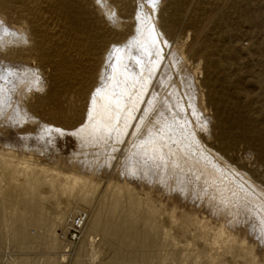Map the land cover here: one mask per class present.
<instances>
[{"label": "rangeland", "instance_id": "obj_1", "mask_svg": "<svg viewBox=\"0 0 264 264\" xmlns=\"http://www.w3.org/2000/svg\"><path fill=\"white\" fill-rule=\"evenodd\" d=\"M120 1L134 16L142 13L144 0H111L108 4ZM94 2L0 0V22L10 26L9 31L0 33V43L5 34H14L12 37L16 38L22 33L24 39L17 44L13 41L0 45L1 69L12 68L19 74V81L11 75L7 80L0 76V156L9 154L18 164L3 166L0 161V198L5 200L0 207V212L2 208L5 210L0 213V264H107L111 253L108 240L112 236L100 232L93 224L98 215L110 212L115 199L120 207L126 205L125 190H116L117 184L131 187L139 199L136 235L153 238L154 243H150L151 251L146 256L129 257L120 251L116 264H263L264 0L159 1L160 9L153 20L160 29L163 54L169 49L178 54L181 69L172 70L176 80V72L182 69L193 75L189 91L194 88L197 91L205 118L193 116L185 91L181 90L175 100L185 101L182 122L176 121L166 128L155 121L153 114L147 115L138 132L129 129L123 136L126 139L111 143L118 145L109 152L115 159L112 157L110 167L102 166L99 172L97 165L108 152L100 153L98 143L88 137L82 140L88 146L82 151L75 134L86 123L88 97L99 80L97 68L101 56L110 41L116 36L122 38L129 26L125 25L127 18L121 20L120 27L110 24L107 18L104 20L103 10ZM138 112L136 118L143 113ZM185 120L192 122V127ZM200 125L202 128H198ZM148 131L162 132L159 135L166 138L161 140L166 154L156 158L158 161L153 159L154 163L149 157L139 162H146L142 169L141 165L135 166L139 172L146 166L160 171L158 174L152 171L154 178L144 174L139 179L134 172H127L128 151L139 147L141 136ZM179 144L186 146L188 155H174L172 151ZM169 147L172 150H166ZM73 160L78 161L74 166ZM160 161L166 166L163 169ZM47 167L51 168L49 172H43ZM73 169L82 176H90L95 187L84 188L82 193L80 185L66 184ZM150 181H156V185ZM151 205L155 211L151 222L146 223L144 219ZM186 213L194 219H180L179 215ZM11 219L16 221V227L20 226L19 232L16 227L7 229ZM200 221L209 222L211 227H219L221 223L231 237L223 239L220 249L212 250L213 237ZM21 230L26 234L22 243L14 240ZM241 242L253 249L255 260H247V249ZM228 245L232 246L231 251L226 249Z\"/></svg>", "mask_w": 264, "mask_h": 264}, {"label": "bare ground", "instance_id": "obj_2", "mask_svg": "<svg viewBox=\"0 0 264 264\" xmlns=\"http://www.w3.org/2000/svg\"><path fill=\"white\" fill-rule=\"evenodd\" d=\"M95 2H98V7L99 9L104 12V20L107 18L109 23L114 24L118 27H120L121 20L124 18H127V23L125 25L129 26V30L123 35L122 38L118 39H113L110 41V43L107 46V49L103 52L101 59H100V65L98 66V83L92 87L89 93V99H88V117L86 120V123L78 130L76 131V140L78 142V147L82 149V151L86 148V144L83 141L85 138H89L91 141H95L98 143V150L100 153H103L106 151L108 154L102 155L101 157V163L97 165V171L101 169L102 166H107L108 164H111L110 161L114 155L109 154L111 150H116L114 149L117 146H114L111 143L117 142L120 139L122 140V137L126 134L127 130L131 129L132 133L138 132L137 130L140 128L142 123L145 120V117L147 115L153 114V117L155 121L158 123L160 122L162 126L169 128V124L182 122V111H185V101H176V97L179 96L178 94L180 93L181 90L185 91V96L187 98V103L191 108V111L193 116L196 118H199L200 116L201 120H203L204 114H203V107L201 108L202 104L198 100V94L197 91L190 89L189 87L193 83V78L189 75L188 73L185 72L184 69H182L180 72H176L178 70V67L181 66V61L178 56V54L175 52L174 49H169L167 54H163L165 49L163 42L161 41L160 38V29L157 27V23L155 25V22L153 20V15L155 12H157L160 6V0H144L142 1V13H137L136 16H134L132 13H130V9H126V5L123 1H120L119 4L113 3L108 4L109 1L111 0H94ZM94 2V4H95ZM128 3V1H127ZM100 10L98 12H100ZM130 10V11H129ZM120 11V12H119ZM101 14V13H100ZM156 17V16H155ZM157 18V17H156ZM106 19V21H107ZM1 21V20H0ZM4 21V20H3ZM126 22V21H125ZM6 23V22H5ZM0 22V33L3 31L6 33L5 30H8L7 26L8 24H5ZM124 27V26H123ZM10 29V28H9ZM12 29V28H11ZM14 30V29H12ZM165 31V30H164ZM13 32V31H12ZM125 32V31H124ZM16 33V31H15ZM20 33V32H19ZM163 33V31H162ZM4 34V33H3ZM9 34V33H8ZM22 34V33H21ZM16 38H13L14 34L10 37L9 35L5 34L3 37V43L9 44V42L14 41L15 43L19 40H23V34L21 36ZM122 34V33H121ZM1 35V34H0ZM165 36V35H162ZM121 37V35H120ZM163 38V37H162ZM17 39V40H16ZM165 39V38H164ZM167 39V38H166ZM165 39V40H166ZM110 40V39H109ZM2 41V39H1ZM167 41V40H166ZM165 41V42H166ZM13 42V43H14ZM0 43V45H1ZM19 43V42H18ZM171 43V42H170ZM6 44V45H7ZM17 44V43H16ZM168 44V43H167ZM5 45V44H4ZM3 46V45H1ZM8 46V45H7ZM6 46V47H7ZM3 48V47H2ZM166 48V47H165ZM176 48V47H175ZM177 49V48H176ZM182 60V59H181ZM2 63V62H1ZM4 64V63H3ZM6 64V63H5ZM182 68H184L182 66ZM8 69V68H7ZM12 69V68H11ZM11 69L4 71L0 67V76L3 79H6L8 76H14L17 81H19V74L16 73V71H11ZM177 69L175 72L178 74L177 80L173 77L172 70ZM181 69V67H180ZM13 70V69H12ZM24 72V71H23ZM192 73V72H191ZM18 76H17V75ZM17 77V78H16ZM177 77V75H176ZM13 78V79H14ZM22 78V76H21ZM20 78V81H21ZM10 79V77H9ZM14 79V80H15ZM7 80V79H6ZM23 80V79H22ZM2 83V82H1ZM4 83V82H3ZM7 83V82H6ZM14 84V82H13ZM194 85V84H193ZM194 87V86H193ZM24 89V88H23ZM2 92V91H1ZM7 92V91H6ZM200 93V92H199ZM8 96V95H7ZM182 98V97H181ZM184 100V99H183ZM3 102L1 101V104ZM5 103V102H4ZM1 109V108H0ZM143 112L142 115L140 116L138 114L137 118L135 117V113ZM138 112V113H139ZM137 114V113H136ZM189 114V113H188ZM16 115V114H15ZM20 115V113H19ZM23 118V117H22ZM186 118V117H185ZM199 118V119H200ZM134 119V120H133ZM153 119V118H152ZM187 119V118H186ZM133 120V121H132ZM149 120V118H148ZM184 120V119H183ZM154 121V120H153ZM195 121V120H194ZM185 122H188L185 120ZM198 122V121H196ZM148 123V122H147ZM154 123V122H153ZM152 123V124H153ZM192 123V122H191ZM188 122V124H191ZM150 124V122H149ZM199 124V123H198ZM154 125V124H153ZM160 125V124H159ZM193 124H191L192 127ZM196 125V124H195ZM149 126V125H148ZM173 127V125H171ZM177 126V125H176ZM48 127V126H46ZM160 127V126H159ZM175 127V126H174ZM197 127V126H196ZM54 128V127H53ZM143 128V127H142ZM149 128V127H148ZM152 131L153 130V127ZM198 128H202L201 125ZM51 129V128H50ZM161 129V128H159ZM165 129V128H164ZM171 129V128H170ZM186 129V128H185ZM196 129V128H195ZM142 130V129H141ZM145 130V128L143 129ZM167 130V129H166ZM165 130V131H166ZM172 130V129H171ZM54 131V130H53ZM147 131V130H146ZM148 131L145 133L143 136H141L140 145L139 147L134 146L137 150L130 149L128 151V159H129V165H127V172H134V175L139 178H143L144 174H147L148 177H153L152 175V168L150 166H146L143 171L141 170L140 172L138 169L135 168V166L141 165H146L144 164H139L144 158L146 159L149 157V159L156 160V158H159V156L165 155L166 151L164 150V143L161 141V135L159 133L161 132H152ZM193 131V130H192ZM72 132V131H71ZM129 132V131H128ZM179 132V131H178ZM185 132V131H184ZM162 133V132H161ZM188 133V132H187ZM190 133V132H189ZM41 134V133H40ZM51 134V133H50ZM130 134V133H129ZM128 134V135H129ZM143 134V132H142ZM167 134V133H166ZM164 135V131H163ZM172 135V134H171ZM179 135V134H177ZM186 135V134H185ZM191 135V134H190ZM193 135V134H192ZM132 136H135L132 134ZM137 136V135H136ZM168 136V135H167ZM170 136V134H169ZM168 136V137H169ZM182 136V135H181ZM129 137V136H127ZM163 137V136H162ZM173 137V136H171ZM175 137V136H174ZM178 137V136H177ZM195 137V135H194ZM28 138V137H27ZM124 138V137H123ZM131 138V137H130ZM129 138V139H130ZM126 139V138H124ZM136 139V138H131ZM138 139V138H137ZM136 139V140H137ZM166 139V138H165ZM168 139V138H167ZM83 140V141H82ZM131 140L129 142H131ZM173 141V138L171 139ZM175 140V138H174ZM187 140V139H184ZM139 141V140H138ZM86 142V141H85ZM110 142V143H109ZM135 142V141H134ZM171 142V141H170ZM183 142V141H182ZM185 142V141H184ZM189 142V141H188ZM192 142V141H191ZM196 142V141H195ZM95 143V144H97ZM120 144V142H118ZM124 143V142H123ZM122 143V144H123ZM136 143V142H135ZM173 143V142H172ZM179 143V142H178ZM177 143V145H178ZM89 144V143H88ZM125 144V143H124ZM186 144V142H185ZM195 144V143H193ZM91 145V144H90ZM128 145V144H127ZM126 145V148H127ZM131 145V143H130ZM135 145V144H134ZM166 145V144H165ZM171 145V143H170ZM180 145V144H179ZM188 145V143H187ZM93 146V143H92ZM89 146V147H92ZM121 146V145H120ZM119 146V147H120ZM167 146V145H166ZM118 147V148H119ZM124 147V146H123ZM132 147V146H131ZM168 147V146H167ZM171 147V146H170ZM167 148L166 150L170 149ZM194 147V146H193ZM78 148L77 153H80V150ZM88 148V146H87ZM175 148V147H174ZM186 146H179L176 149H173L174 155L180 156V155H186L188 152L186 151ZM92 149V148H91ZM94 149V148H93ZM198 149V148H197ZM88 150V149H87ZM172 150V149H170ZM190 150V149H189ZM192 150V149H191ZM190 150V151H191ZM195 150V149H194ZM200 150V147L199 149ZM206 150V149H205ZM81 151V154H82ZM89 151V150H88ZM93 151V150H92ZM118 151V150H117ZM127 151V150H125ZM165 151V153H164ZM193 151V150H192ZM86 152V151H85ZM90 152V151H89ZM95 152V151H94ZM168 152V151H167ZM198 152V151H197ZM84 153V152H83ZM111 153V152H110ZM192 153V152H191ZM86 154V153H84ZM83 154V156H84ZM88 154V152H87ZM95 154V153H94ZM190 154V153H189ZM195 154V153H194ZM197 154V153H196ZM195 154V155H196ZM204 155V153H202ZM91 155V154H90ZM97 155V154H96ZM188 155V154H187ZM201 155V154H200ZM79 158V154H77ZM86 156V155H85ZM95 156V155H94ZM126 156V155H125ZM168 156V155H167ZM171 157V155H169ZM190 156V155H189ZM194 156V155H193ZM192 156V157H193ZM197 156V155H196ZM11 156L8 154H1L0 156V161L3 164V166H17L18 164H15L13 159L10 158ZM173 157V156H172ZM184 157V156H183ZM200 157V156H198ZM204 157V156H203ZM207 157V156H206ZM81 158V156H80ZM79 158V159H80ZM87 158H89L87 156ZM93 158V157H92ZM98 158V157H97ZM114 158V157H113ZM127 158V157H126ZM163 158V157H161ZM165 158V157H164ZM180 158V157H179ZM190 158V157H189ZM77 159V158H76ZM76 159H74L76 161ZM115 159V158H114ZM126 159V161L128 160ZM148 159V158H147ZM171 159V158H170ZM186 159V158H185ZM184 159V160H185ZM193 159V158H192ZM205 159V158H204ZM73 160V161H74ZM78 160V159H77ZM120 161V159H118ZM123 160V158H122ZM162 160V159H161ZM173 160V159H172ZM182 160V159H181ZM189 160V159H188ZM74 161V162H75ZM92 161V160H91ZM149 161V160H148ZM158 161V160H156ZM167 161L169 159L167 158ZM180 161V160H179ZM194 161L196 162L197 160L194 157ZM71 162V161H70ZM69 162V163H70ZM88 162V161H87ZM95 162V160L93 161ZM166 162V161H165ZM175 162V161H174ZM178 162V161H177ZM185 163V161H183ZM193 162V161H192ZM199 162V161H198ZM202 161L200 160V163ZM217 162V161H216ZM78 163L75 162L74 164ZM120 163V162H119ZM127 163V162H126ZM149 163V162H148ZM154 163V162H153ZM156 163V162H155ZM162 163V169L163 167H166L163 162ZM159 163V164H160ZM173 164V162H171ZM180 163V162H179ZM199 163V164H200ZM205 163V162H204ZM66 164V162H65ZM68 164V163H67ZM88 164V163H86ZM96 164V163H94ZM93 164V165H94ZM189 164V162L187 163ZM187 164H185L187 166ZM193 164H195L193 162ZM206 164V163H205ZM217 164V163H216ZM72 165V164H71ZM92 165V166H93ZM120 165V164H119ZM158 165V163H157ZM171 165V164H170ZM176 165V163H175ZM174 165V166H175ZM179 165V164H178ZM177 165V169H178ZM184 165V164H182ZM214 165V164H213ZM76 166V165H75ZM110 167V165H108ZM107 166V167H108ZM112 166V165H111ZM122 166H125L124 164ZM155 166V165H154ZM77 167V166H76ZM95 167V166H94ZM108 167V168H109ZM138 167V168H139ZM169 167V166H168ZM188 167V166H187ZM209 167V166H208ZM217 167V166H216ZM75 168V167H74ZM96 168V167H95ZM159 168V167H158ZM161 168V167H160ZM172 168V167H171ZM180 168V167H179ZM193 168V166H192ZM191 168V169H192ZM211 168V167H210ZM51 168H44L43 172H49ZM94 169V168H92ZM105 169V168H104ZM103 169V170H104ZM126 169V168H125ZM174 169V168H172ZM80 170V169H79ZM176 170V169H175ZM172 170V171H175ZM190 170V169H189ZM225 170V169H224ZM229 170V169H228ZM72 171V170H71ZM74 171V169H73ZM94 171V170H93ZM185 171V170H183ZM181 170V172H183ZM192 171V170H191ZM195 171V170H194ZM227 171V170H226ZM231 171V170H230ZM229 171V172H230ZM233 171V170H232ZM95 172V171H94ZM99 172V171H98ZM156 174H158L160 171L157 170L155 171ZM168 172V169H167ZM179 172V171H178ZM188 172V171H187ZM219 172V171H218ZM78 172V170L74 171L70 175H67V183L70 186H79V190L82 193L84 192V188L87 187H95L93 181L89 177L82 176ZM162 173V172H161ZM165 174V171L163 172ZM170 173V171L168 172ZM193 173V172H192ZM205 173V172H204ZM208 173V172H207ZM210 173V172H209ZM83 174V173H82ZM125 174V172H124ZM133 174V173H132ZM155 174V173H154ZM163 174V176H164ZM171 174V173H170ZM178 174V173H177ZM200 173H198L199 175ZM212 174V173H211ZM221 174V172H220ZM235 174V173H234ZM237 174V173H236ZM166 175V174H165ZM176 175V174H175ZM173 174V176H175ZM185 175V173H184ZM239 175V174H238ZM156 176V175H154ZM179 176V175H177ZM211 176V175H210ZM242 176V175H241ZM159 177V176H158ZM172 177V176H171ZM170 177V178H171ZM181 177V176H180ZM184 177V176H183ZM220 177V176H219ZM217 177V178H219ZM226 177V176H225ZM232 177V176H231ZM244 177V176H243ZM129 178V177H128ZM132 178V177H130ZM145 178V177H144ZM154 178V177H153ZM152 178V179H153ZM156 178V177H155ZM166 178V176H165ZM169 179V177H167ZM174 178V177H173ZM182 178V177H181ZM193 178V177H192ZM198 178V177H197ZM208 178V177H207ZM212 178V177H211ZM140 179V178H139ZM138 179V180H139ZM164 179V178H163ZM162 179V180H163ZM176 179V178H175ZM179 179V178H178ZM177 179V180H178ZM184 179V178H183ZM202 179V177H201ZM205 179V177H204ZM128 180V179H127ZM147 180V178H146ZM199 180V179H198ZM207 180V179H206ZM231 180V179H230ZM130 183L132 180H129ZM159 181V180H158ZM168 181V180H167ZM179 181V180H178ZM53 182V181H52ZM141 182V181H140ZM146 182V181H144ZM143 181L141 182L144 183ZM149 182V181H148ZM146 182V183H148ZM154 184L155 182L152 181ZM150 181V183H152ZM172 182V181H171ZM176 182V181H175ZM224 182V181H223ZM238 182V181H237ZM248 182V181H247ZM246 182V183H247ZM118 183V182H117ZM120 183V182H119ZM134 183V182H132ZM152 183V184H153ZM177 183V182H176ZM179 183V182H178ZM140 184V183H139ZM153 184V185H154ZM158 184V183H157ZM183 184V183H182ZM210 184V183H209ZM233 184V183H232ZM129 185V182H128ZM156 185V184H155ZM171 185H173L171 183ZM181 185V184H179ZM212 185V184H211ZM215 185V184H214ZM239 185V184H238ZM252 185V184H251ZM131 186V185H130ZM185 186V185H184ZM255 186V185H254ZM116 190L118 191H124L125 190V195L127 197V203L126 205H123V207H120L119 201L115 199L112 204L110 205V212L106 215H98L93 226L95 228H98L100 232H104V234L111 235L112 237L114 236L115 239L111 240V238L108 240V245L110 246V256L109 259L110 261L107 262V264H116V260L118 259L120 251L123 255H128L129 257H134L136 255L140 256H146L150 253L151 251V245L150 243L153 242V238L148 237L145 238L144 236L138 237L134 231V229L138 225V221L136 220V212L139 209V199L135 196V193L133 192V189L127 185L123 184H117L114 186ZM158 187V186H157ZM172 187V186H171ZM176 187V186H175ZM181 187V186H180ZM214 187V186H213ZM212 187V188H213ZM239 187V186H238ZM244 187V186H243ZM133 188V187H132ZM161 188V187H160ZM174 188V187H172ZM220 188V187H219ZM245 188V187H244ZM249 188V187H248ZM251 188V187H250ZM167 189V188H166ZM177 189V188H176ZM185 189V188H183ZM188 189V188H187ZM175 190V189H173ZM180 190V188H179ZM190 190V189H189ZM208 190V189H207ZM225 190V189H224ZM262 190V189H261ZM169 191V190H168ZM167 191V193H168ZM204 191V190H203ZM214 191V189H213ZM242 191V190H241ZM247 191V190H246ZM252 191V190H250ZM254 191V190H253ZM190 192V191H189ZM206 192V191H205ZM172 193V192H171ZM169 193V194H171ZM249 193V192H248ZM264 193V192H263ZM185 194V193H184ZM210 195L212 194L211 192L209 193ZM262 194L259 193V195ZM205 195V194H203ZM207 195V194H206ZM254 195V194H253ZM148 196V194H147ZM159 196V195H158ZM187 196V194H186ZM252 196V195H251ZM264 196V194H263ZM189 197V196H188ZM187 197V198H188ZM207 197V196H206ZM250 197V196H249ZM209 198V197H207ZM213 198L210 196V199ZM227 198V197H226ZM239 198V197H238ZM0 207L5 203V200H3V197L0 198ZM185 199V197H184ZM190 199V198H188ZM198 199V198H197ZM206 199V198H205ZM209 199V200H210ZM214 199V198H213ZM245 199V198H244ZM248 199V198H247ZM259 199V198H258ZM260 200V199H259ZM262 200V199H261ZM186 201V199H185ZM196 201V200H195ZM207 201V200H206ZM238 201V200H237ZM240 201V200H239ZM247 201V200H245ZM252 201V200H251ZM264 201V199H263ZM255 202V201H253ZM230 203V202H229ZM243 203V202H242ZM251 203V202H250ZM241 204V203H240ZM228 205V204H227ZM258 205V204H257ZM223 208V207H222ZM228 208V207H226ZM224 208V210L226 209ZM35 209V208H34ZM231 209V208H230ZM241 209V208H240ZM248 209V207H247ZM222 210V209H221ZM229 210V209H227ZM237 210V208H236ZM245 210V209H244ZM243 210V211H244ZM3 213L5 210L2 208L1 210ZM155 211L154 206L149 207V213L146 214V218L144 221L146 223L151 222V215H153V212ZM226 211V210H225ZM221 212V211H220ZM233 212V211H231ZM230 212V214H231ZM263 212V211H262ZM217 213V212H216ZM228 213V211H227ZM233 214V213H232ZM231 214V216H233ZM243 214V212H242ZM262 214V213H261ZM1 215V214H0ZM119 215V218L117 217ZM218 215H220L218 213ZM229 215V214H227ZM237 215L238 212H237ZM245 215V214H244ZM247 215V214H246ZM2 216V215H1ZM0 216V218H1ZM241 216V215H240ZM180 219H183L185 221H191L193 220V216L190 213L186 214H181L179 215ZM230 217V215H229ZM228 217V218H229ZM238 217V216H237ZM259 217V216H258ZM14 219V218H13ZM233 219V217H232ZM240 219V218H239ZM264 219V218H263ZM1 220V219H0ZM5 221V220H4ZM9 221V220H8ZM234 221V220H233ZM246 221V220H245ZM3 222V219H2ZM1 222V223H2ZM7 223V220L5 221ZM16 221H13L11 219L9 226L7 229L12 226L16 227L15 225ZM202 226L204 227L205 231L209 232L212 237L213 241L210 244V248L212 250H218L221 248V243L223 239L231 237L230 233H226L223 230V227H221V223L218 225L219 227H211L207 222L200 221ZM263 222V221H262ZM4 223V222H3ZM5 223V224H6ZM235 223V222H234ZM242 223V222H241ZM252 223V222H251ZM256 223V222H255ZM240 224V223H239ZM242 225V224H241ZM237 226V225H236ZM260 226V225H259ZM20 228V226L18 225ZM16 227V228H18ZM243 227V226H242ZM249 227V226H248ZM18 228V232L19 229ZM22 228V227H21ZM240 228V227H239ZM250 228V227H249ZM252 228V227H251ZM253 229V228H252ZM12 230V229H11ZM248 230V229H247ZM16 231V230H15ZM246 230H244L245 232ZM255 231V230H254ZM258 231V230H257ZM261 232V229H260ZM251 234V232H248V234ZM11 234L15 235V232H12ZM20 234V233H19ZM254 234V232H253ZM13 235H11L13 237ZM17 235V233H16ZM15 235V236H16ZM21 235V236H20ZM19 236L17 235V239L15 238L14 240L19 241L20 243L24 242L26 240V234L21 230V234ZM247 234H245L246 236ZM262 235V234H261ZM106 236V235H105ZM204 237V235H202ZM254 236V235H253ZM249 237V235H248ZM260 237V236H259ZM253 238V237H252ZM262 238V237H261ZM106 239V238H105ZM248 239V238H247ZM255 239V238H253ZM246 240V239H245ZM262 240V239H261ZM16 241V242H17ZM252 242L253 240L250 239ZM258 241V240H257ZM15 242V241H14ZM18 242V243H19ZM106 242V241H105ZM104 242V243H105ZM249 242V241H248ZM254 242V241H253ZM262 242V241H261ZM257 243V242H256ZM107 244V243H106ZM105 244V246H106ZM245 244L246 242H241L242 247H245L246 250V257L247 260H253L254 257L252 255V250L251 248H246ZM261 244V243H259ZM253 244H251L250 247H252ZM257 245V244H254ZM264 242H262V247L264 250ZM153 246V245H152ZM248 246V245H247ZM248 246V247H249ZM108 248V247H106ZM122 248H126L125 250H122ZM259 248V247H258ZM257 248V249H258ZM261 248V247H260ZM229 251H231L232 246L228 245L227 248ZM108 252V251H107ZM110 252V251H109ZM262 253V252H260ZM263 254V253H262ZM255 260V259H254ZM263 264H264V259H263Z\"/></svg>", "mask_w": 264, "mask_h": 264}]
</instances>
